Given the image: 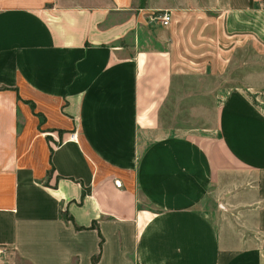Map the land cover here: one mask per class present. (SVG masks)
<instances>
[{"label":"crops","instance_id":"crops-1","mask_svg":"<svg viewBox=\"0 0 264 264\" xmlns=\"http://www.w3.org/2000/svg\"><path fill=\"white\" fill-rule=\"evenodd\" d=\"M198 20L206 67L247 73L214 133L164 135L175 37ZM260 102L264 0H0V247L29 264H264Z\"/></svg>","mask_w":264,"mask_h":264},{"label":"rangeland","instance_id":"rangeland-1","mask_svg":"<svg viewBox=\"0 0 264 264\" xmlns=\"http://www.w3.org/2000/svg\"><path fill=\"white\" fill-rule=\"evenodd\" d=\"M157 24L162 27L160 23ZM204 27L202 20L188 22L184 24L179 38L175 37L174 54L180 73L174 80L171 97L162 112L164 135L214 133L222 98L234 89L241 75L247 73L228 71L219 74L213 72L210 65L206 67L214 47L210 40L213 36L212 25L208 24L202 32ZM166 30L170 37L172 28ZM167 42L172 43V38ZM233 78H237L236 81ZM8 251L3 249L0 253V264H29Z\"/></svg>","mask_w":264,"mask_h":264},{"label":"built area","instance_id":"built-area-1","mask_svg":"<svg viewBox=\"0 0 264 264\" xmlns=\"http://www.w3.org/2000/svg\"><path fill=\"white\" fill-rule=\"evenodd\" d=\"M158 18L161 20V23L164 25V26H168L170 23H171V20H172V16H171V13L169 11H165L163 12L162 14H160L158 16ZM261 103V102H260ZM264 107V103H261ZM73 136H75L73 134ZM3 249L0 247V253H2Z\"/></svg>","mask_w":264,"mask_h":264},{"label":"trees","instance_id":"trees-1","mask_svg":"<svg viewBox=\"0 0 264 264\" xmlns=\"http://www.w3.org/2000/svg\"><path fill=\"white\" fill-rule=\"evenodd\" d=\"M86 193V192H85Z\"/></svg>","mask_w":264,"mask_h":264}]
</instances>
